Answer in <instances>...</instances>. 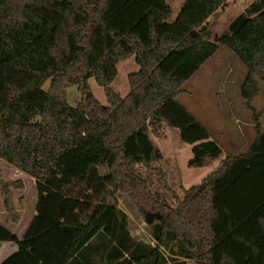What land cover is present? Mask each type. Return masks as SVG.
<instances>
[{
    "label": "trees",
    "instance_id": "1",
    "mask_svg": "<svg viewBox=\"0 0 264 264\" xmlns=\"http://www.w3.org/2000/svg\"><path fill=\"white\" fill-rule=\"evenodd\" d=\"M226 5L184 0L169 23L165 0H0V160L33 179L36 190L21 239L0 224V242L17 246L0 264H233L215 250L221 211L213 186L259 154V126L246 152L226 155L181 200L166 183L174 202L155 190L150 177L155 171L165 179L153 168L163 155L150 138L161 123L191 145L188 168L221 156L219 143L177 101L183 84L221 46L246 68L240 95L253 110L258 82L264 84V0H250L213 38L210 19ZM130 57L138 71L128 75L121 98L111 84L117 64ZM90 78L107 106L92 95ZM72 86L81 94L74 108L66 102ZM0 185L16 223L8 186ZM117 193L128 196L146 223L148 243L131 236ZM246 203L227 200L225 210L243 223L256 212ZM257 215V233H230V240L247 249L253 264H264V245L261 263L256 245L264 242V218Z\"/></svg>",
    "mask_w": 264,
    "mask_h": 264
},
{
    "label": "rangeland",
    "instance_id": "2",
    "mask_svg": "<svg viewBox=\"0 0 264 264\" xmlns=\"http://www.w3.org/2000/svg\"><path fill=\"white\" fill-rule=\"evenodd\" d=\"M250 0H227V5L215 18L210 19V30L213 38L223 34L229 23L241 14ZM171 9L169 23L176 19L184 0H165ZM117 75L111 84L112 90L121 98L129 91L127 77L138 71L134 57L117 64ZM247 74L244 65L234 57L227 47L221 46L199 69L183 84V92L177 101L184 106L208 130L211 139L217 141L222 148L218 159H206L199 168H188L187 162L192 157L191 145L181 141L177 129L165 124L151 128L152 143L161 150L163 159L153 168L159 169L163 175L152 171L153 188L161 190L174 202L172 195L163 189V183L171 190L176 198H183L184 189L199 184L204 177L211 173L226 157L244 153L255 138V125L264 133V84L258 82V93L251 102L252 111L248 110L240 95V87ZM50 80L42 86L47 90ZM92 95L102 106H107L103 89L93 78L88 80ZM81 94L77 86L66 90V102L69 107H76ZM101 173L103 171L101 170ZM149 174V173H148ZM0 180L6 184L10 192L11 204L18 218L16 223L11 218L3 204L0 185V224L12 231L18 237L22 236L34 214L36 190L34 181L24 173L0 160ZM214 203L220 206V217L214 224L215 250L217 255L225 253L233 260V264H253L250 254L242 245H235L230 235L248 238L258 232L256 224L257 214L264 218V140L261 141L259 154L250 161L241 162L233 166L231 171L213 186ZM118 206L128 217L131 235L137 240L148 243L147 225L138 216L132 202L126 194L117 193ZM242 197V198H241ZM240 198L246 204L256 207L247 217V221L240 223L235 215H229L225 210L227 200L237 201ZM257 217V218H256ZM231 233V234H230ZM264 239V236H263ZM258 263L262 260V246L259 241ZM216 256V255H215ZM214 256V258H215ZM187 264H194L187 262Z\"/></svg>",
    "mask_w": 264,
    "mask_h": 264
},
{
    "label": "crops",
    "instance_id": "3",
    "mask_svg": "<svg viewBox=\"0 0 264 264\" xmlns=\"http://www.w3.org/2000/svg\"><path fill=\"white\" fill-rule=\"evenodd\" d=\"M34 213H35V207H34ZM34 216V214H33ZM32 216V217H33ZM32 219V218H31ZM29 224V223H28ZM12 232V231H11ZM25 232V231H24ZM13 233V232H12ZM24 234V233H23ZM16 235V234H15ZM17 236V235H16ZM23 236V235H22ZM22 236L18 237V239H21ZM132 236V235H131ZM133 237V236H132ZM134 238V237H133ZM136 239V238H134ZM137 240V239H136ZM17 250V246L13 242H0V263L10 256L12 253H14Z\"/></svg>",
    "mask_w": 264,
    "mask_h": 264
}]
</instances>
